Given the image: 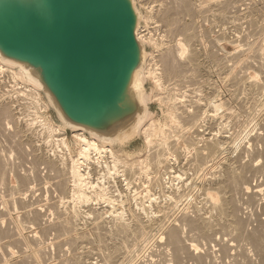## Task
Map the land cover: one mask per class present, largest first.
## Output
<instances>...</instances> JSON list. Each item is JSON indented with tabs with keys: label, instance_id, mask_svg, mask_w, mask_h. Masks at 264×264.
I'll list each match as a JSON object with an SVG mask.
<instances>
[{
	"label": "rangeland",
	"instance_id": "rangeland-1",
	"mask_svg": "<svg viewBox=\"0 0 264 264\" xmlns=\"http://www.w3.org/2000/svg\"><path fill=\"white\" fill-rule=\"evenodd\" d=\"M177 1L183 2L185 6H181ZM134 2L140 14V29L144 28L143 33L148 29L143 47L146 55L149 54L153 62L150 61L151 63L147 65L152 66L147 67L154 70L153 73L158 79V84L152 76L143 81L144 89L149 95L151 94L147 104L153 113L156 125H152V120L147 118L145 120L147 124L151 123L145 135L141 130L136 131L131 124L127 133L128 138L111 142V149L113 148L111 154L108 151L95 153L94 151L98 150H91L96 154L94 155L90 151L92 155H100L102 158H98L100 160L96 161L97 164L87 160L81 165V168L89 172V180L96 183L94 188L88 189L89 204L73 201L70 185L60 188L55 184L57 180H64L68 174L62 170L50 169L47 163L38 157L47 152L51 157L58 159L69 156L68 160L71 162L80 160L77 150L80 148V142L74 136V131L62 125L43 90H36L37 94L29 93L26 89V86L30 89L28 82L23 79H15V81L7 70L9 67L1 63L6 69L0 73V93H2L0 103L9 106L10 114L1 123L3 125L9 120L8 124L3 126L0 124V150L3 158V167L0 168V263L65 264L67 261V264H85V261L92 260L91 262L97 264H118L123 259L121 263L125 264L128 256L137 253L139 247L144 245L147 235L155 232L156 229L157 223H152L150 227L140 223L138 214L153 218V213L155 214L160 207L165 213L163 222L174 223L176 219L175 221L179 223L177 220L183 212L190 213L194 205L205 211H213V205L220 204L221 198L220 193L215 189L216 186H209L208 182L211 173H218L222 167L227 153L232 159L238 156L243 159L247 156L243 161L254 159L253 162L257 165L264 162L262 139L264 120L260 117V110L264 106V0H134ZM159 4L163 5L158 6ZM173 4L177 10L172 6ZM165 7L171 11L174 16L172 21L175 23L166 24L161 20L162 17L159 15ZM186 7L191 8L188 9L190 12ZM188 27L189 29L186 30ZM178 32L180 33L177 34ZM181 44H184L186 49L183 54L178 53L182 57L177 59L178 62L180 61L179 64L192 49L196 50V57L192 60L191 67L185 66L179 74L168 73L163 68L160 54L163 55L168 47L169 50L173 47L175 49L176 45ZM164 47L167 48L162 50ZM214 95L216 101L221 104L220 108L214 109L213 106L208 105L207 101H210ZM46 105L47 108H44ZM198 107L201 108L200 111L207 109L213 116L202 118L199 123L201 127L192 125ZM169 112H174L173 120L169 117L171 114ZM156 121L158 124L161 123L159 124L161 127ZM151 129H154L155 134H151ZM199 133L211 137V140L227 139L223 145L225 149L227 148V153L225 152L223 157L217 160L219 163H215L211 168L201 166L200 160L195 156L196 149L204 145L201 141L195 140ZM84 134L86 137L89 136L86 132ZM57 136L58 139H55ZM144 137H148L150 141L148 142V139L146 141ZM60 139L62 141H58ZM65 145L69 148V153ZM110 145L105 144V148H110ZM162 152L170 153L168 157L171 159L168 164L155 162L156 155ZM112 156L118 158L114 168L111 167L110 162ZM106 160H109L110 171L106 170ZM245 175L244 186L247 192L244 195V192L235 191L233 200L237 216L243 221L248 219L247 227L250 229L255 225L256 216L263 212L264 201L260 194L254 198L249 194L253 186L256 187V184L264 182V170L257 173L246 171ZM101 187L105 188L108 194L113 195L114 203L107 204L99 196L97 197ZM173 198L178 199L175 205L171 201ZM142 206H144L143 210ZM73 209L76 210L75 213ZM116 212H121L122 218L129 220L130 229L133 230H129L126 234L114 233L112 221ZM181 230L184 239L191 238L192 242L198 245V251L205 254L206 261L214 259L219 263L222 262L220 258L222 252L218 245L211 247L209 241L215 236L223 238L221 233L214 236H200L195 230H192L190 235L187 227L181 226ZM132 231H135V236ZM119 235H123V240ZM108 239L111 240L107 241ZM164 241V237L156 241L150 240L147 247L139 253L138 259L140 258L141 262L144 260L145 263L151 259L155 264H175L171 257V249ZM244 243L248 248L249 244L245 241ZM199 245L204 246L200 248ZM132 246L137 249L134 250ZM115 249L124 250L117 260L111 259V256L109 258V254ZM210 249L213 250L209 251ZM167 251L170 256H167ZM240 251V248L232 249L230 254ZM73 252L76 261L79 262L75 261L74 256L72 258ZM61 255L65 261L62 260ZM236 256H238L237 261L227 257L226 264L252 262L255 264L258 260V257L255 260L256 255L252 254L249 258L251 262H245L240 254ZM180 257V264L191 262L185 251Z\"/></svg>",
	"mask_w": 264,
	"mask_h": 264
},
{
	"label": "bare ground",
	"instance_id": "bare-ground-1",
	"mask_svg": "<svg viewBox=\"0 0 264 264\" xmlns=\"http://www.w3.org/2000/svg\"><path fill=\"white\" fill-rule=\"evenodd\" d=\"M162 1V0H161ZM185 1V0H183ZM189 1V0H188ZM166 2V1H165ZM172 2V1H171ZM177 2H181V1H177ZM191 2V1H190ZM167 3V2H166ZM175 3V2H174ZM178 3V4H179ZM183 3V2H182ZM182 3L181 6L183 5ZM133 4V2H132ZM177 4V5H178ZM163 5V4H162ZM162 5H158V6H162ZM167 5V4H166ZM165 6V5H164ZM174 6V4L172 5ZM171 6V7H172ZM185 6V5H183ZM188 6V3H187ZM190 6V5H189ZM135 7V6H133ZM156 7V6H155ZM167 7H170L167 5ZM165 7L163 10H161V15H159L160 17H162L161 20H163L164 22L167 23H172L174 21L172 16V13H170L171 11H169V9ZM175 7V6H174ZM176 8V7H175ZM179 8V7H178ZM190 7H186V10L189 11ZM135 9V8H134ZM172 9V8H171ZM174 9V8H173ZM172 9V10H173ZM184 9V8H183ZM189 9V10H188ZM136 10V9H135ZM177 10V8H176ZM181 10V8H180ZM185 10V11H186ZM159 11V10H158ZM175 11V10H174ZM172 11V12H174ZM176 12V11H175ZM190 12V11H189ZM188 12V13H189ZM186 13V12H185ZM137 14V13H136ZM174 15V13H173ZM177 15V14H176ZM175 15V16H176ZM176 18V17H175ZM174 18V20H175ZM137 19H139V15L137 17ZM138 21V20H137ZM162 21V22H163ZM175 23V22H174ZM165 24V25H166ZM186 27V26H185ZM185 27H182L183 29ZM167 28V27H166ZM174 28V26H173ZM176 29V28H175ZM178 29V28H177ZM189 29L186 28V30ZM146 29V32L147 33ZM181 30V29H180ZM143 30L140 29V26L138 25V22L136 24V29H135V34H136V38L138 39V41L140 42V45L144 42L143 40L145 38H147L146 34L143 33ZM178 31V30H176ZM173 31V32H176ZM172 32V29H171ZM149 33V31H148ZM170 33V32H168ZM180 32H178L177 34H179ZM187 33V32H186ZM190 33V32H189ZM188 33V34H189ZM172 34V33H171ZM176 34V33H174ZM176 34V35H177ZM185 34V32H184ZM150 35V34H149ZM182 36V35H181ZM149 38V36H148ZM191 38V37H190ZM147 40V39H146ZM194 40V39H193ZM167 47L162 48V50ZM195 48V47H194ZM172 49V50H171ZM169 50V47L167 50H165V53L162 55V53L160 54L161 57V62L163 64V68L165 69L166 72L171 73V74H179L183 68L185 66H190L192 64V60L196 57V50L192 49V51L190 53L187 54V56H184V58L182 59L183 62H181L179 64V62L177 61V59L182 58L178 53L183 54L185 52L186 46L184 44H181L180 46L176 45V48L174 49L171 48ZM191 49V48H190ZM146 51L142 48L141 50V55H140V64L138 65V67L136 69L133 70L132 72V83L134 82L133 85V91H130V96L129 99L135 103V108L134 111L132 113V117H130L129 120L131 121V124L133 126V128L137 130H141L143 131V133H147L146 130L150 129V123L147 124V118L152 120V125H156L154 123L153 120V113L152 111L149 110L148 106H147V101L150 97L149 93L144 90L143 87V81L146 78H150L149 76H152L154 78V81L156 82V84H158L156 79V75L153 73L154 70H151L149 67L152 65H147L150 61H152L151 56L149 57V54L146 55ZM155 61V60H154ZM143 63V65H141V63ZM153 62V61H152ZM160 62V64H161ZM1 63H4L5 65H7L9 67L8 72L9 74L13 77V79H23L25 81L28 82L30 89L27 88L28 92L31 94L35 93L37 94L36 90L43 88L42 86V82L40 80V78H38L33 72L31 71V67H29V65H27L25 62L16 60L14 58L11 57H7V56H3L0 54V73L4 72L2 70L6 69L5 66H2ZM151 63V62H150ZM149 63V64H150ZM149 66V67H147ZM155 66V65H154ZM199 66V65H198ZM5 67V68H4ZM17 67V68H16ZM191 67V66H190ZM193 67V66H192ZM196 67V66H194ZM194 69V68H193ZM197 69V68H196ZM195 72V71H194ZM189 73V72H188ZM192 74V73H191ZM186 75V74H185ZM171 76V75H170ZM189 76V75H187ZM171 78V77H170ZM185 78V77H184ZM17 80V81H18ZM22 80V81H23ZM13 81V80H12ZM16 81V80H15ZM21 81V82H22ZM160 84V83H159ZM170 85V84H169ZM24 86V87H25ZM23 87V88H24ZM25 89V90H26ZM24 90V89H23ZM153 90V89H152ZM4 95V93H3ZM50 100L53 102V104L55 105V108L58 111V114L61 116V118L63 119V121L67 120L68 123L70 124V128L74 131L75 135L78 140H79V154L80 155V160H78L76 157V162H71L68 159L69 158H61L58 159L56 157H51L49 154H47V152H44L42 155L38 156L39 158L41 157L46 163L47 166H49L50 169H55L56 171H64L66 174H68L64 180H57L55 182L56 185H58L60 188H66L67 185L71 186V195L73 197V201L76 200L77 202H83L85 204H89L90 201V196L87 194L88 189L90 188H94V186L96 185V183H93L91 180H89L88 174L89 172L87 170H85L84 168H81L82 163L86 162L87 160H92V163H96L99 162L100 159H98L99 157H101L100 155L94 156L96 154L95 153H102L103 151L106 152H110L113 150V148L111 149V142L113 140H111V135H109V130H98V129H94V128H90L75 122H72L70 120H68L63 113L61 112V110L59 109L58 105L55 103V101L53 100V98L51 97V95L48 93ZM2 96V93H0V97ZM216 95L213 96V98L210 99V101L208 102V105L213 106L214 109L220 108L221 104L219 102L216 101V99L214 98ZM38 97V96H37ZM151 98V97H150ZM1 102V100H0ZM32 104V103H31ZM263 103H261L262 105ZM45 105V103H44ZM195 105V103H194ZM202 105V104H201ZM258 106V105H257ZM47 108V105L44 106V108ZM209 107V106H208ZM260 107V106H259ZM262 107V106H261ZM203 108V107H202ZM200 107H198L197 112L194 114V121L192 123V125L195 126H200L199 124L202 118H206V116H212V114L208 113L207 109H203L202 111H200ZM258 110V109H257ZM12 113V110H11ZM171 113V114H170ZM232 113V112H231ZM10 114V108L7 105H2V103H0V124L2 123V120H6V117H8ZM169 117L172 118V120L174 119L175 115L174 112H169ZM44 117V116H42ZM129 117V116H128ZM213 117V116H212ZM252 117V116H251ZM260 117L261 119L264 120V106L261 108L260 110ZM10 118V117H9ZM50 118V117H49ZM230 118V117H229ZM236 118V117H235ZM255 118V117H254ZM8 119V118H7ZM148 119V120H149ZM228 119V118H227ZM45 120V119H44ZM259 120V119H258ZM9 121V120H8ZM8 121H6L5 124H8ZM256 121V120H255ZM42 122V121H41ZM66 122V121H65ZM146 122V126L145 125ZM158 121H156L157 123ZM257 123V122H256ZM3 123V125H5ZM44 124V122H43ZM158 124V123H157ZM159 124H161L159 122ZM158 124V125H159ZM2 125V124H1ZM0 125V126H1ZM2 125V126H3ZM148 125V126H147ZM151 125V127L153 128V126ZM27 126V125H26ZM51 126V125H50ZM160 126V125H159ZM157 126V128L159 127ZM59 129L60 126H58ZM149 127V128H148ZM156 127V126H155ZM161 127V126H160ZM6 128V127H5ZM148 128V129H147ZM188 128V127H187ZM240 128V127H239ZM246 128V127H245ZM254 128V127H253ZM1 129V128H0ZM50 129V128H49ZM56 128H54L55 130ZM70 129V130H71ZM156 130V128H154ZM151 129L150 131H152L151 134H155V131L153 133V130ZM159 129V128H158ZM201 129V128H200ZM52 130V129H51ZM64 130V128H63ZM4 131V130H3ZM58 133V129L56 130ZM85 131L89 132V136L86 137V135L84 134ZM136 131L134 133H136ZM146 131V132H145ZM161 131V130H160ZM206 131V130H205ZM259 131V130H258ZM149 132V131H148ZM61 133V131H60ZM133 133V134H134ZM140 133V132H139ZM212 133V132H211ZM57 134V133H56ZM64 134V133H63ZM222 134V133H221ZM146 135V134H145ZM150 135V133H149ZM60 136V134L58 135ZM57 138L55 139H58ZM198 137H196V141H201L204 145L201 148L196 149V158L200 160V164L201 166L205 165L204 168H208V167H212L215 163H219L217 162V160H219L221 157H223V154L227 151V148L225 149V147L223 146L224 143H226V140H223V138L221 139H215V140H211V137H207L204 136L203 134H198ZM210 136V135H209ZM65 137V135L63 136ZM75 137V138H76ZM149 137V136H148ZM148 137H144L146 138V141L148 139ZM60 138V137H59ZM150 138V137H149ZM54 139V140H55ZM62 139V138H61ZM58 140V141H62V140ZM225 139V138H224ZM263 144H264V136H263ZM64 140V138H63ZM57 141V140H56ZM55 141V142H56ZM57 141V142H58ZM150 140L148 139V142ZM56 142V143H57ZM64 142V141H63ZM76 142V141H75ZM62 143V142H61ZM66 143V142H65ZM105 144L110 145V148H105ZM64 145V144H63ZM62 145V146H63ZM194 145V144H193ZM198 145V144H197ZM100 146V147H99ZM64 147H67V145H65ZM102 147V148H101ZM232 147V146H231ZM68 148V147H67ZM1 149V148H0ZM39 150V148H37ZM42 149V148H41ZM91 150H98L96 151H91ZM43 151V150H42ZM69 151V148L67 149V152ZM72 151V150H71ZM94 154V155H92ZM40 152H37V154ZM66 153V152H65ZM69 153V152H68ZM72 153V152H71ZM77 153V151H76ZM227 153V152H226ZM53 154V153H52ZM74 154V153H73ZM105 156V153H103ZM170 154V153H169ZM169 154L166 153H160L158 155H156L155 157V162L156 163H169L171 158H169ZM246 154V152H245ZM264 154V153H263ZM69 155V154H68ZM71 155V154H70ZM75 155V154H74ZM92 155V156H91ZM182 155V153H181ZM59 156V155H58ZM109 156V155H108ZM107 156V157H108ZM114 156V153H113ZM112 156V157H113ZM226 159L222 160L224 161L222 167H220V170L217 172H212L211 173V177L209 179V186L213 185L215 187V189L220 193V198H221V203L220 204H214L213 205V209L215 210H203L201 207L199 208L198 206L194 205L191 212L187 213V212H183V214L180 216V218L177 220L179 221V223H177L174 219V223L172 222H163L162 219L165 217V213H164V209L158 207L157 212L154 214L153 213V218L147 217L146 215L140 216V214H138L139 217V222L142 223L145 226H149L153 223H157L155 232L153 231V233H151L150 235L148 234L145 238V243L144 245L139 247L138 252L133 254L132 256H128V260L127 263L125 264H155L152 262L151 259H148L149 261L145 263H143V261L141 262V259H138L139 253L144 249V247H147V244H149L148 242H150V240H154L156 241L158 238L162 239L163 237L165 238L164 243L171 249V257L172 260L175 262V264H180L181 261V254L182 252H187L189 259L191 260V262L189 264H226V258L227 257H231V259L236 260L238 259V256L236 255H241L243 260H245V262H251L249 260L250 258V254L252 255H256L255 256V260L256 257H258V260L255 264H264V202H263V212L261 214H259L258 216H256L255 218V225L253 228L247 227L248 226V219L246 221H243L242 219H240L236 212H235V204H234V200H233V194L235 193V191H240V192H244L243 194L245 195V192H247V189L245 188L244 184L246 182V178H245V174L246 171H250L252 173H257V172H263L264 170V162H262L261 164H256L253 162L254 159H249L248 161H243V159L247 156H245L243 159H241L240 156L232 159V157L230 158L229 154L227 153L226 155ZM6 157V156H5ZM74 157V156H73ZM111 157V155H110ZM72 158V157H71ZM102 158V157H101ZM259 158V157H258ZM2 152L0 150V168L2 169L3 165H2ZM74 159V158H73ZM118 159V158H117ZM117 159L115 157L111 158V163L112 166L114 168L115 163L117 162ZM247 159V158H246ZM72 160V159H71ZM103 160V159H102ZM175 160V159H174ZM97 161V162H96ZM107 161V160H106ZM104 161V162H106ZM109 161V160H108ZM107 161V165L105 164V167H107L106 170L110 171V166L108 165ZM183 161V160H182ZM8 162V161H7ZM83 163V164H84ZM195 163V162H194ZM102 164V163H101ZM88 165V164H87ZM98 166V165H97ZM86 167V166H85ZM159 167V166H157ZM209 168V169H210ZM0 169V170H1ZM159 169V168H158ZM166 169V168H165ZM172 169V168H170ZM10 170V169H9ZM169 171V169H168ZM216 171V170H215ZM169 173V172H168ZM209 174V173H208ZM263 174V173H261ZM171 175V174H170ZM179 177V175H176ZM58 178V177H57ZM263 178V176H262ZM261 178V179H262ZM261 181V180H260ZM263 181V180H262ZM128 184V181L126 182ZM187 183V182H185ZM188 184V183H187ZM194 184V183H193ZM248 184V182H247ZM246 185V184H245ZM188 186V185H187ZM128 187V186H127ZM257 187V188H256ZM256 187H252L251 191H250V197L254 198V197H258L257 194L261 195L262 200L264 201V182L263 183H258L256 184ZM179 188V187H178ZM185 189V187H183ZM188 188V187H187ZM210 188V187H209ZM105 189V188H104ZM103 189V187L99 188V193H97V197L99 196L102 201H104L107 204H112L115 201V198H113V195L108 194V192H106ZM176 190V189H175ZM186 190V189H185ZM177 191V190H176ZM175 191V192H176ZM206 193V191H205ZM70 194V192H69ZM169 194V192H168ZM182 194V193H181ZM237 194V193H236ZM170 195V194H169ZM183 195V194H182ZM206 195V194H205ZM208 196V195H207ZM179 197V196H178ZM210 197L212 198V196L210 195ZM168 198V197H167ZM211 198L209 199V201L211 200ZM260 198V199H261ZM250 199V198H249ZM71 200V199H70ZM178 200V199H177ZM176 198H173L172 204L175 205L176 203ZM199 200V199H198ZM213 200V199H212ZM72 201V202H73ZM238 201V200H237ZM62 202V201H60ZM70 202V201H69ZM68 202V203H69ZM71 202V203H72ZM76 202V203H77ZM179 202V201H178ZM202 202V201H201ZM217 203V201H216ZM63 204V203H62ZM74 204V203H73ZM142 204V203H141ZM200 204V203H198ZM207 204V203H206ZM244 204V203H243ZM60 205V204H59ZM67 205V204H66ZM69 205V204H68ZM72 205V204H71ZM79 205V204H78ZM84 205V204H83ZM201 205V204H200ZM73 206V205H72ZM189 206V205H187ZM60 207V206H59ZM139 207V206H138ZM245 207V206H244ZM187 208V207H186ZM191 208V207H190ZM204 208V207H203ZM141 209H144V206L141 207ZM205 209V208H204ZM208 209V208H207ZM74 210V209H73ZM139 210V209H138ZM141 210V211H142ZM182 210V209H181ZM190 210V209H188ZM245 210V208H244ZM251 210V209H250ZM136 211V210H135ZM140 211V212H141ZM156 211V210H155ZM173 211V210H172ZM72 212V211H71ZM76 212V210H74V213ZM145 212V211H144ZM161 212V213H160ZM166 212V211H165ZM147 213H149L147 211ZM152 213V212H151ZM170 213V212H169ZM172 213V212H171ZM181 213V212H180ZM241 213V212H240ZM132 214V213H131ZM150 214V213H149ZM71 215V214H69ZM135 215V214H134ZM137 215V213H136ZM152 215V214H151ZM101 217V215H98ZM175 216V215H174ZM178 216V215H177ZM78 217V216H77ZM136 217V216H135ZM134 217V218H135ZM245 217V216H244ZM1 220V219H0ZM94 220V219H93ZM104 220V219H103ZM136 220V219H135ZM153 222H152V221ZM80 221V220H79ZM105 221V220H104ZM129 221V220H128ZM126 219L122 218V213L121 212H116L114 214V218L112 221V226H113V231L114 233H119V234H126L129 232V230H133L130 229V223L128 222ZM133 221V219H132ZM26 222V221H25ZM24 222V223H25ZM67 223V221H65ZM69 222V220H68ZM93 223V221H91ZM160 222V223H159ZM64 223V221H63ZM95 223V222H94ZM69 224V223H68ZM75 224V223H74ZM90 224V223H89ZM76 225V224H75ZM110 225V224H109ZM181 226L182 228L187 227L190 230V235H191V231L195 230L197 233H199L200 236H214V235H218L217 233H221V235L223 236V238H221L220 236H215L214 238H211L210 241V245L211 247H214L215 245H218L219 250L222 252L220 258L222 259V262L219 263V261L217 262L214 259H211L210 261H206L205 259V254H202L198 251V245L192 242V239L188 238V239H184L181 235ZM250 226V225H249ZM98 227V226H97ZM148 227V228H149ZM111 228V227H110ZM133 228V227H132ZM75 229V228H74ZM112 229V228H111ZM186 230V229H185ZM72 231V230H71ZM70 231V232H71ZM134 232V236H135V231ZM152 232V230H151ZM66 233V232H65ZM137 233V232H136ZM64 234V233H63ZM113 234V233H112ZM132 234V235H133ZM69 235V234H68ZM131 235V234H130ZM12 236V235H11ZM116 236V235H115ZM122 236V240H123V235H119V237ZM196 236V235H195ZM225 236H227L225 238ZM70 237V236H69ZM127 237V236H126ZM133 237V236H132ZM145 237V235H144ZM81 238V237H80ZM186 238V237H185ZM202 238V237H201ZM117 239V238H116ZM131 239V238H130ZM2 240V239H1ZM59 240V239H58ZM76 240V239H75ZM111 239H108L107 241H109ZM119 240V239H118ZM129 240V239H128ZM127 240V241H128ZM164 240V239H163ZM189 240V241H188ZM195 241V240H193ZM245 242H247L249 244V247L247 248L245 245ZM72 242V241H71ZM124 242V241H123ZM134 242L136 243V240L134 239ZM133 242V243H134ZM144 242V241H143ZM205 242V240H204ZM131 243V244H133ZM155 243V242H153ZM198 243V242H197ZM212 243V244H211ZM67 244V243H66ZM73 244V243H72ZM124 244V243H123ZM164 244V245H165ZM199 244V243H198ZM204 244V243H203ZM206 244V243H205ZM163 243L161 244L162 247ZM131 246V245H130ZM137 246V244H136ZM155 246V244H154ZM200 246V245H199ZM202 247L204 245H201ZM200 246V248H202ZM207 246V245H206ZM127 247V246H126ZM133 247V246H132ZM152 247V246H151ZM103 248V247H102ZM123 248V247H122ZM136 248L135 246L133 247V249ZM159 248V247H158ZM168 248V249H169ZM241 249L240 253H233L230 254V251L232 249ZM39 249V248H38ZM71 249V248H70ZM129 249V248H128ZM137 249V248H136ZM155 249V248H154ZM157 249V248H156ZM166 249V247H165ZM164 249V250H165ZM36 250V249H35ZM69 250V249H68ZM135 250V249H134ZM133 250V252H134ZM160 250V249H159ZM213 250V249H212ZM211 249L209 251H212ZM101 251V250H99ZM128 251V250H127ZM146 251V250H145ZM203 251V250H202ZM218 251V250H217ZM61 252V251H60ZM59 252V253H60ZM124 253V250L122 249H115L114 252H112L111 254H109V258L111 256V259L113 260H117V258H119V255L121 253ZM144 252V251H143ZM158 252V250H157ZM37 253V252H36ZM39 253V252H38ZM63 253V252H61ZM77 253V252H75ZM85 253V252H84ZM102 253V252H101ZM126 253V252H125ZM156 253V252H155ZM214 253V252H213ZM232 253V252H231ZM35 254V253H34ZM64 254V253H63ZM113 254V255H112ZM128 254V253H127ZM144 253H142L143 255ZM146 254V253H145ZM149 254V253H148ZM26 255V254H25ZM39 255V254H37ZM52 255V254H51ZM65 255V254H64ZM66 255H68L66 253ZM126 254H124L125 256ZM131 255V252H130ZM141 255V256H142ZM162 255V253H161ZM168 251H167V256H168ZM216 254H213V256H215ZM217 255H219L217 253ZM63 255H61L62 258ZM72 258L74 256V252L72 253ZM76 256V255H75ZM74 256V259H75ZM80 256V255H79ZM82 256V255H81ZM87 256V255H86ZM105 256V255H104ZM149 255H147L148 258ZM156 256V255H155ZM158 256V255H157ZM170 256V255H169ZM60 258V259H61ZM65 258V256H64ZM126 258V256H125ZM160 258V256H159ZM241 258V259H242ZM52 259V256H51ZM73 259V260H74ZM95 259V258H94ZM93 259V260H94ZM105 262V258H103ZM165 260V258H163ZM184 259V258H183ZM216 259V258H215ZM63 260V258H62ZM72 260V261H73ZM81 260V259H80ZM123 259H121L122 261ZM158 260V259H156ZM170 260V258H169ZM232 260V261H233ZM254 260V259H253ZM65 261V260H63ZM76 261V259H75ZM78 261V260H77ZM76 261V262H77ZM92 261V260H91ZM85 261V264H97L94 261ZM121 261H119L118 264H122ZM125 261V260H124ZM147 261V260H146ZM160 261V260H159ZM167 261V260H165ZM221 261V260H220ZM48 262V261H47ZM56 262V261H55ZM79 262V261H78ZM84 262V260H83ZM107 262V261H106ZM171 262V260H170ZM124 263V262H123ZM168 263V262H167ZM187 263V262H186ZM232 263V262H231ZM253 263V262H252ZM252 263H246V264H252ZM3 264V263H0ZM67 264V261L66 263ZM75 264V263H74ZM182 264V263H181ZM245 264V263H244Z\"/></svg>",
	"mask_w": 264,
	"mask_h": 264
},
{
	"label": "water",
	"instance_id": "water-1",
	"mask_svg": "<svg viewBox=\"0 0 264 264\" xmlns=\"http://www.w3.org/2000/svg\"><path fill=\"white\" fill-rule=\"evenodd\" d=\"M133 6L134 0H0V54L31 67L63 126L70 129L48 93L68 120L109 130L120 141L129 137L132 72L144 49Z\"/></svg>",
	"mask_w": 264,
	"mask_h": 264
}]
</instances>
